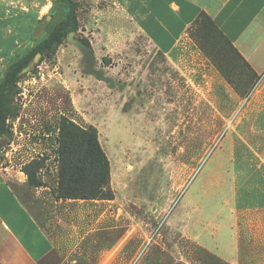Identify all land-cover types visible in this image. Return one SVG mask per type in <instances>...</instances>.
<instances>
[{
    "label": "rangeland",
    "instance_id": "374dc122",
    "mask_svg": "<svg viewBox=\"0 0 264 264\" xmlns=\"http://www.w3.org/2000/svg\"><path fill=\"white\" fill-rule=\"evenodd\" d=\"M17 1L42 15L32 46L67 11L63 0ZM72 1L77 29L22 71L0 139V173L27 178L26 168L39 165L48 215L58 201L51 191L59 123L97 129L114 198L107 220H99L103 207L89 219H49L71 235L62 246L64 264H220L228 239L237 242L239 264H262L264 73L230 119L232 109L218 107L215 77L199 67L200 57L188 52L173 66L112 0ZM188 35L197 48L199 38L207 43L231 79L243 69L207 20ZM80 39L89 42L102 80L83 73Z\"/></svg>",
    "mask_w": 264,
    "mask_h": 264
},
{
    "label": "crops",
    "instance_id": "0c3cea01",
    "mask_svg": "<svg viewBox=\"0 0 264 264\" xmlns=\"http://www.w3.org/2000/svg\"><path fill=\"white\" fill-rule=\"evenodd\" d=\"M112 1L154 50L173 66L187 60L188 52L200 57L199 67L211 71L215 77L220 97L218 107L232 109L231 116L227 117L234 118L241 108V99L208 63L188 31L199 14L204 13L260 76L264 73V0ZM41 19L40 11L31 6L17 0H0V78L10 61L32 46L34 29ZM46 189L29 186L20 175L0 173V264H64L67 257L62 246L68 245L71 235L51 226L49 219L57 224V219L66 218L67 214L78 220L89 219L96 214L97 207H103L99 220H107V211L111 208L108 204L112 200H58L53 203L52 213L44 214L45 202L51 203ZM261 214L264 216V212ZM47 218L48 222L42 224L41 219L46 221ZM95 222L97 219L93 225ZM128 235L129 230L123 242ZM237 253V242L228 239V247L220 248V264H239ZM250 264L261 262L251 261Z\"/></svg>",
    "mask_w": 264,
    "mask_h": 264
},
{
    "label": "trees",
    "instance_id": "16d2710c",
    "mask_svg": "<svg viewBox=\"0 0 264 264\" xmlns=\"http://www.w3.org/2000/svg\"><path fill=\"white\" fill-rule=\"evenodd\" d=\"M66 6L64 18L51 27L46 37L28 48L21 55H17L5 67L0 78V139L7 133L6 120L10 114L9 103L15 94L17 83L21 78L22 71L29 66L33 56L40 53L53 54L62 43L67 34L77 29L76 4L72 0H63ZM199 20H207L212 29L217 33L224 47L228 48L234 57L242 63L240 72L236 78L231 79L221 67L213 55L207 43L198 39L199 50L205 56V52L216 65L221 77L232 88L240 99H247L259 76L238 54L231 42L218 30L215 23L204 13L199 14L194 24ZM43 19L38 22L41 24ZM78 46L83 54V73L94 75L102 80L101 75L94 67L93 52L90 44L84 39L78 41ZM206 57V56H205ZM215 66V65H214ZM58 134L55 141L56 149L54 159L57 164L56 185L51 194L56 200H97L110 201L114 193L110 189V166L109 160L104 153L99 140L97 129L91 125L81 126L71 120L63 119L57 128ZM39 165L34 163L26 168V180L29 186L39 188L42 184L37 181L35 175Z\"/></svg>",
    "mask_w": 264,
    "mask_h": 264
},
{
    "label": "water",
    "instance_id": "95a60500",
    "mask_svg": "<svg viewBox=\"0 0 264 264\" xmlns=\"http://www.w3.org/2000/svg\"><path fill=\"white\" fill-rule=\"evenodd\" d=\"M71 38V34L68 36V40ZM35 60V58L33 59V61ZM25 70V69H24Z\"/></svg>",
    "mask_w": 264,
    "mask_h": 264
}]
</instances>
